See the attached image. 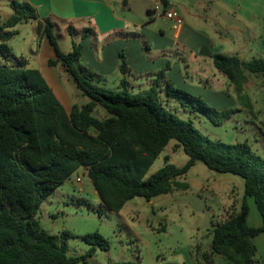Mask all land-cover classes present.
<instances>
[{"label":"trees","instance_id":"obj_1","mask_svg":"<svg viewBox=\"0 0 264 264\" xmlns=\"http://www.w3.org/2000/svg\"><path fill=\"white\" fill-rule=\"evenodd\" d=\"M8 3L13 14L0 21V54L12 56L7 43L18 35L19 24L37 22L38 33L55 50L56 59L49 65H61L89 102L75 104L68 112L27 59L0 65V264H90L98 251H109L110 242L96 232L83 237L91 246L85 254L70 257L71 234L63 231L52 236L36 219L42 203L78 170L88 171L102 204L119 213L136 197L150 201L175 189L187 191L189 186L181 179L196 163L245 181L241 210L212 226L211 255L222 256L230 264H259L253 240L264 234V159L246 143L210 140L169 107L174 103L184 111L201 113L215 125L238 110L210 108L201 97L168 83L166 70L146 92L132 94L125 81L118 91L101 88L95 74L80 65L81 45L74 43L70 53H62L50 19L40 20L36 8L27 2ZM162 3L167 7V0ZM213 63L233 86L238 105L254 114L245 85L249 75L264 76V60L241 61L217 54ZM126 66L121 54L123 74ZM164 80L165 98L161 95ZM99 107L107 112L104 118L93 115ZM171 141L182 147L189 162L180 168L166 164L146 179ZM248 199L261 216L259 228L248 224ZM211 255L203 253V262L213 264Z\"/></svg>","mask_w":264,"mask_h":264},{"label":"rangeland","instance_id":"obj_2","mask_svg":"<svg viewBox=\"0 0 264 264\" xmlns=\"http://www.w3.org/2000/svg\"><path fill=\"white\" fill-rule=\"evenodd\" d=\"M129 1L131 12L123 9L119 4L118 13L125 14L137 22L145 21L147 24L150 19L147 17L146 11L161 4L160 0ZM231 1L243 8L238 13L240 20L243 21L238 22L239 18L234 17L231 18L232 23L242 27L247 26L251 17L254 24H258L261 20L260 15L263 14L264 25V0ZM177 2L187 3L192 14L201 17L212 15V7L204 10L201 5H195L193 0H177ZM115 3L116 1L113 4ZM201 3L203 6L205 1L201 0ZM12 14L13 11L8 1L0 0V21L7 20ZM212 20L208 21V24H196L195 19L188 16L184 18L186 23L192 24L197 30H207L209 34L213 30L219 33L220 27ZM149 23L154 25V28H171L173 26L169 19L158 18ZM15 30L18 31V35L8 43L12 48V56L7 58L0 54V65H14L17 58L24 56L30 60V67L36 66L37 51L40 50L41 40L35 21L23 22ZM64 34H57L58 46L62 52L68 53L73 46V40L67 36L63 38ZM262 49V52L259 49L254 55H249L251 57L248 58V61L264 60V42ZM220 74L224 76L223 73L220 72ZM67 75L63 74L58 85L64 88L66 93L71 91V93L80 94L75 99L79 105L89 102L88 98L81 96L77 86ZM101 88L120 90L116 89L114 84ZM246 89L254 106V114H250L238 105L235 94V103L241 110H238L231 119L220 125H215L209 117L201 113L184 111L174 103H171L169 108L176 111L181 119L191 121L194 128L210 140L231 145L246 143L253 154L264 159V76L249 75ZM202 99L210 108L222 111L212 106L204 97ZM106 114L107 112L99 107L93 115L100 119ZM188 162L189 157L182 147L178 146L175 141H171L150 168L146 179L162 167L164 168L166 164L180 168ZM181 181L188 184L187 191L175 189L167 195H159L150 201L136 197L129 201L119 213H116L108 210L102 204L91 179L82 168L42 203L36 219L40 222V226L52 236H60L63 231L71 234L68 247L70 257L81 256L91 247L83 239L87 234L97 232L107 239L111 244L109 251H98L94 258L89 260L90 264L122 262L206 264L197 252L199 249L206 253L209 252L213 224L221 223L225 217L233 214L236 208L241 210L245 181L241 177L230 175V173L220 174L210 171L202 163H196ZM248 203L251 220L253 214L258 213L251 199H248ZM257 259L260 260L258 255ZM212 261L216 264H230L224 257L217 255H214Z\"/></svg>","mask_w":264,"mask_h":264},{"label":"crops","instance_id":"obj_3","mask_svg":"<svg viewBox=\"0 0 264 264\" xmlns=\"http://www.w3.org/2000/svg\"><path fill=\"white\" fill-rule=\"evenodd\" d=\"M14 1L31 4L36 8L40 20L50 19L55 26V32L65 33L63 38L71 37L73 45L74 43L81 45L80 65L95 74V82L100 87L114 84L116 89H120L121 83L125 81L132 94L151 89L158 74L166 70L164 72L165 80L174 87L181 89L184 87L188 93L204 97L219 110L231 108L241 110L235 103L233 86L225 74L223 73L224 76H221L220 71L216 69L213 56L221 54L235 56L241 61H248V58L251 57L249 55H254L259 49L260 52L263 50V14L260 15V23H255L256 25L251 17L248 20L249 25L243 27L236 25L231 22V18H239L238 13L243 8L241 5H235L231 0H203L205 1L203 6L201 0H193L195 5H201L204 10L212 7V15L203 17L192 14L189 5L185 2L178 3L177 0H167V7L181 14L183 21L185 16H188L195 19L196 24H208V21L214 18L212 21L220 27V32L217 33L213 30L210 34L207 30H197L192 24L185 21L180 27L170 21L173 25L171 28H154L155 26L149 22L158 18L168 19L155 17L153 7L146 11L150 25L145 21L137 22L125 14H119L117 9L118 6L120 7L119 4L123 9L131 12L129 0ZM115 1L116 3L113 4ZM159 3L163 4L162 0ZM250 14L252 15V13ZM242 21L239 18L238 22ZM35 24L37 25V22ZM87 30L90 31L85 34ZM39 36L41 44L40 50L37 51V65L31 67L42 73L53 89L54 95L68 112L75 104L78 106L87 104L88 102L79 105L75 99L80 94L71 93V91H68L67 94L65 89L58 85L60 78L66 73L61 65H49L50 60L56 59L55 50L48 38L42 34ZM10 49L12 52L11 47ZM70 49L72 51V47ZM62 53L68 54L67 52ZM121 54L127 63L125 74L121 71ZM21 57L27 59L31 64L27 57ZM165 80L161 84L163 98H165L167 90ZM108 90L110 89L108 88ZM245 91H247L246 85ZM105 116L103 115L102 118ZM86 172L88 174V171ZM237 209L233 213H237L239 211ZM247 221L250 227L259 228L262 226L259 213L253 214L250 220L248 212ZM253 243L258 250L259 264H264V234L255 238ZM203 253L211 255V245L208 253L198 250L197 254L201 259ZM213 257L214 255H211V260ZM212 263L216 264L213 261Z\"/></svg>","mask_w":264,"mask_h":264},{"label":"built area","instance_id":"obj_4","mask_svg":"<svg viewBox=\"0 0 264 264\" xmlns=\"http://www.w3.org/2000/svg\"><path fill=\"white\" fill-rule=\"evenodd\" d=\"M153 15L155 17H164L169 19V21L174 22L177 27L182 26L184 23L183 18L177 11L170 9L169 7H165L164 4L156 5L153 9ZM78 182H80V180H78Z\"/></svg>","mask_w":264,"mask_h":264}]
</instances>
